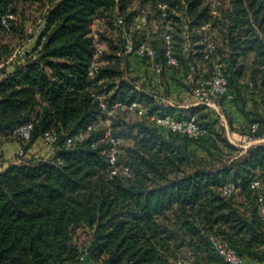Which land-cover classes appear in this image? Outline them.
I'll list each match as a JSON object with an SVG mask.
<instances>
[{"label":"trees","instance_id":"16d2710c","mask_svg":"<svg viewBox=\"0 0 264 264\" xmlns=\"http://www.w3.org/2000/svg\"><path fill=\"white\" fill-rule=\"evenodd\" d=\"M218 2L211 16L204 0H0V138L14 141L9 132L32 123L29 141L20 143L23 157L32 147L44 156L30 153L23 163L16 158L0 172V264H76L84 247L103 264H226L212 240L227 245L242 264H264L258 216L259 199L264 205V144L242 153L220 132L217 113L204 106H164V97L139 84L127 59L115 55L120 43L106 39L109 64L95 78L88 76L93 19H131L147 6L157 61L164 58V31L185 74L206 65L204 40L212 41L227 94L246 122L237 131L248 134L256 123L255 136H264V0ZM157 4L166 6L164 17ZM9 34L35 38L33 50L22 48L23 55L11 59L12 49L1 40ZM94 93L109 104L137 103L146 111L143 118L117 113L112 119V135L121 139L117 164L130 170L128 177L110 176L101 130L66 144L100 117ZM224 98L217 104L233 129ZM151 115L194 117L206 137L194 141L155 127L147 119ZM50 131L56 133L54 156L40 146ZM226 184L235 187L228 197L221 193ZM80 229L89 232L82 247L75 239Z\"/></svg>","mask_w":264,"mask_h":264},{"label":"built area","instance_id":"2783aa9c","mask_svg":"<svg viewBox=\"0 0 264 264\" xmlns=\"http://www.w3.org/2000/svg\"><path fill=\"white\" fill-rule=\"evenodd\" d=\"M209 9V15H217V7L219 6L218 0H204ZM157 9L161 12V16L164 17L165 5L157 4ZM150 10L147 6L138 7L136 15L127 19L122 14H116L113 18H109L106 15L99 16L90 24L89 39L93 47V57L88 68L89 78H95L100 71L109 64L106 55L108 47L106 45V39L108 37L115 36L120 43V49L116 52V56L120 58L136 57L146 62L149 68L152 70L157 80L160 81L161 76L166 68L178 69L179 63L174 56V42L172 36L164 31L162 34V43L164 58L162 61H157L156 51L151 44L148 37ZM11 19V16H7ZM3 24L6 26V20H3ZM207 25L202 26L201 30L205 31ZM167 28V26H166ZM29 34L34 33L32 28L27 31ZM44 42V38L40 40L37 50H39ZM188 46L183 47V52L187 53ZM23 55L22 48H18L15 56L21 57ZM203 60L207 66V75L200 76L197 73L196 67H190L186 79L189 86V95L195 101L196 106H204L209 111L218 113L217 100L227 94V79L224 75V66L218 61L215 56V45L210 40H204ZM93 97L97 101L98 109L101 112L100 117L94 124L86 129V132H79L66 139V144H72L73 142H81L86 138L88 132L101 130L102 138L100 142L107 144V162L111 168V177H128L130 170L125 166L118 165V156L120 153L121 139L112 135V119L117 113L132 112L137 117L143 118L146 115V111L143 107L137 103H131L124 105L121 103L109 104L105 97L101 94L94 93ZM148 121L155 127L165 129L174 134L185 136L189 140H200L206 137V132L202 130L196 123L194 117L178 120L173 116L164 115L156 116L151 115L147 117ZM219 123L221 127L226 126V121L220 116ZM258 129L256 123L252 124L248 134L241 135L244 153L248 148L261 144L264 141V136H255ZM32 130V123H26L24 125L13 128L9 132V136L12 140L19 143H26L30 139V132ZM56 142V133L50 131L44 134L40 140V146L45 150L49 156L55 155L54 143ZM2 147L0 142V148ZM24 156V151L20 148L17 152V159ZM258 187V183H253L252 188ZM235 187L233 184H226L221 188L223 196H230ZM258 216L261 222L264 224V205L261 199H259ZM213 248L216 253L223 259L226 264H242L243 260L236 255V253L230 249L227 245L218 241L212 240ZM76 264H103L99 258H94L88 247H84L80 253ZM175 264H191L188 260H179Z\"/></svg>","mask_w":264,"mask_h":264},{"label":"crops","instance_id":"0c3cea01","mask_svg":"<svg viewBox=\"0 0 264 264\" xmlns=\"http://www.w3.org/2000/svg\"><path fill=\"white\" fill-rule=\"evenodd\" d=\"M126 59L131 75L138 80L139 84L145 86L150 85L162 96L166 97V99L164 98L163 100L164 106L175 108L196 107L195 104H192L191 106L178 103L176 105L171 104V102H187V97L190 96L189 90L187 88L189 87L186 79L187 74H185L186 72L182 68H179L177 70L166 68L161 76L160 81H158L146 62L136 57H129ZM196 70L198 75L200 76H206L208 72L207 66L203 63L197 64ZM165 87H168L167 95L163 93ZM222 105L225 110V113L231 119V125L233 129H230V125H228L227 121L224 118V115L219 113L218 110L220 109V107H218L217 114L223 117L226 121V126L223 127V129H225L224 133H221L228 139L230 143L232 142L233 138H235V140H238L239 138L240 140L241 134L237 130L240 129V127L242 128L246 125L244 118L240 116L236 107L231 102L230 95L227 94L225 96V98L222 100ZM261 144H264V141H262ZM240 147L243 151V146ZM19 149L20 143L16 141H10V143L6 144L4 147L1 148L0 158H2L4 162L0 166V172L4 171L9 165L15 163L14 156L16 155ZM38 151L40 153V150L38 148L32 147L30 153L34 155V157L41 156L40 154H36L38 153Z\"/></svg>","mask_w":264,"mask_h":264},{"label":"rangeland","instance_id":"374dc122","mask_svg":"<svg viewBox=\"0 0 264 264\" xmlns=\"http://www.w3.org/2000/svg\"><path fill=\"white\" fill-rule=\"evenodd\" d=\"M37 17V16H35ZM34 17V22H38V19ZM151 29H153L155 31V28L151 26ZM1 40L4 44L8 45L11 49H12V58L15 57V53L17 51L18 48H25L26 51H32L33 50V47H34V44H35V40H30L29 38L25 40V37L24 39H21L19 38L18 36L16 35H13V34H9V35H2L1 36ZM113 41V43H115L116 46H119V41H118V38H116L115 36L113 37H108L107 39V42H111ZM109 50V48H108ZM10 60V59H9ZM0 68H1V65H0ZM166 95V94H165ZM165 99L166 97L163 96ZM188 101L187 102H171L172 105H176L177 103L178 104H183V105H188V106H191L192 104L194 105L195 104V101L191 98V96H188L187 97ZM191 108V107H190ZM179 109V108H178ZM220 114H222V111L221 109L218 110ZM215 113V112H214ZM124 117L128 120H131L134 117L133 113H125L124 114ZM221 127V126H220ZM224 130L223 127L220 128V132L224 133ZM228 140V139H227ZM0 141L2 143V147H4L6 144L10 143V140L8 138H0ZM232 145H234L237 149L240 150V152H242V148L240 146H243L245 145L243 143V141L239 138L238 140H235V138L232 139V142H231ZM41 151V150H40ZM36 154H40L42 155V153H36ZM30 151H26V155L25 157H23L20 162H27L29 161V159L31 158L30 156ZM16 155L14 156V159L16 161ZM38 159H43L44 156H38L37 157ZM4 162V160L2 158H0V166L1 164ZM75 239H76V242L78 243V245H80L81 247L82 246H85L87 245L88 241H89V232L85 229H80L76 232L75 234Z\"/></svg>","mask_w":264,"mask_h":264}]
</instances>
